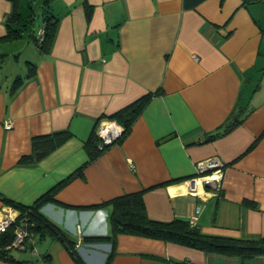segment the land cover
I'll return each instance as SVG.
<instances>
[{
    "label": "crops",
    "instance_id": "0c3cea01",
    "mask_svg": "<svg viewBox=\"0 0 264 264\" xmlns=\"http://www.w3.org/2000/svg\"><path fill=\"white\" fill-rule=\"evenodd\" d=\"M34 1L0 0V210L1 197L38 205L65 241L34 234V252L11 249L13 261L0 264H79L75 255L83 264H264L132 234L83 240L110 235L109 202L139 191L154 220H188L197 206L203 233L264 237V2L42 0L25 15ZM14 3L22 36L4 41ZM45 8L58 20L48 52L30 36ZM25 52L27 71L2 75ZM144 96L128 135L90 159L84 144L99 118ZM60 130L71 137L34 160L32 137ZM211 157L224 164L222 181L187 193L196 163Z\"/></svg>",
    "mask_w": 264,
    "mask_h": 264
},
{
    "label": "trees",
    "instance_id": "16d2710c",
    "mask_svg": "<svg viewBox=\"0 0 264 264\" xmlns=\"http://www.w3.org/2000/svg\"><path fill=\"white\" fill-rule=\"evenodd\" d=\"M43 5L47 7L48 1L45 0ZM40 15H42L43 23L41 26L42 35L37 37L35 33H32L30 36L32 37L35 45L42 52H48L54 39L58 20L46 8ZM20 24L21 15L17 5L14 3L6 24L7 34L1 40L12 41L20 38L22 36L21 29L18 27ZM30 76L31 74H28L26 75V78ZM15 83L17 84L12 91H15V89L23 83V81L21 78L17 77L15 78ZM147 99L148 98L144 96L131 105L115 112L110 117H106L107 119L116 121V123L123 127V133L115 143L122 141L128 135L133 121L138 116L140 110L144 107ZM97 123L95 124L93 132L87 137L84 144L90 159H94L105 150H100L98 148L99 139L95 134ZM235 124H237V122L235 120H231L225 125L224 129L210 135L208 139H212L229 132ZM71 135L72 134L69 130H60L46 135L32 137L31 149L33 159L36 161L43 159L57 147L65 143ZM1 199L5 204L14 206L21 211L30 209L29 215L33 225H30L29 228L34 234L39 236L48 234L53 238L65 241L59 228L47 220L38 211V205L22 206L14 203L8 198L1 197ZM41 200L47 201L53 199H51L48 194H45L41 197ZM109 204L111 206V213L109 217L111 234L108 236H86L83 238L85 242L96 243L108 241L114 243L117 235L132 234L161 239L166 242L194 248L205 253H213L225 257H237L243 261L258 256H264V237L242 238L212 235L201 232L197 225L191 227L187 220L173 219L171 221H158L150 218L145 209L143 191L123 194L112 199ZM11 240V231L0 235V257L9 261H13V259L9 256L11 249H6L5 246ZM71 251L73 253V250ZM75 258L79 264H83L77 255H75ZM108 261L109 260H107L105 264H108ZM16 264L26 263L16 262ZM181 264L189 263L182 262Z\"/></svg>",
    "mask_w": 264,
    "mask_h": 264
},
{
    "label": "built area",
    "instance_id": "2783aa9c",
    "mask_svg": "<svg viewBox=\"0 0 264 264\" xmlns=\"http://www.w3.org/2000/svg\"><path fill=\"white\" fill-rule=\"evenodd\" d=\"M262 1L264 0H254ZM42 35L40 31L37 37ZM6 129L11 128L10 123L5 124ZM123 127L112 119H100L95 128V134L99 139L98 148L104 150L113 145L122 135ZM224 176V164L216 157L207 158L196 163L195 175L186 180V192L192 195H202L204 193V182L220 184ZM201 187V190H200ZM30 209L21 211L20 209L7 205L0 210V235L12 232V240L5 246L6 249L24 250L34 252V233L30 231ZM198 218V207L195 206L193 214L187 220L189 225L195 226Z\"/></svg>",
    "mask_w": 264,
    "mask_h": 264
},
{
    "label": "rangeland",
    "instance_id": "374dc122",
    "mask_svg": "<svg viewBox=\"0 0 264 264\" xmlns=\"http://www.w3.org/2000/svg\"><path fill=\"white\" fill-rule=\"evenodd\" d=\"M42 0H35L34 3L36 4H33L34 6H22L21 9H22V12L27 15L29 13V10L31 9L30 7H32L33 9L35 8L36 11L37 9L40 10L42 8ZM28 4V3H26ZM26 9V10H25ZM41 18V17H40ZM39 19L35 20V24H36V27H39L41 24H42V19ZM28 55L26 54H23L22 58L20 59V63L19 65L20 66H15L14 63H12V61L9 59L7 61L4 62V64L2 65L1 67V71H2V75H12L13 77L16 75V73H20V74H24L26 71H27V68L24 66L23 64V61H24V57ZM14 68V69H13ZM12 73V74H11ZM15 73V74H14ZM13 252L15 253H18V254H29L27 252H20V251H17V250H13Z\"/></svg>",
    "mask_w": 264,
    "mask_h": 264
},
{
    "label": "bare ground",
    "instance_id": "6f19581e",
    "mask_svg": "<svg viewBox=\"0 0 264 264\" xmlns=\"http://www.w3.org/2000/svg\"><path fill=\"white\" fill-rule=\"evenodd\" d=\"M186 186H187V185H186ZM186 186H185V187H186ZM186 190H187V187H186ZM200 190H201V187H200Z\"/></svg>",
    "mask_w": 264,
    "mask_h": 264
}]
</instances>
